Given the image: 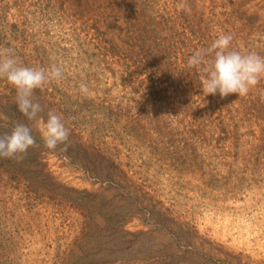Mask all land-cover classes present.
I'll list each match as a JSON object with an SVG mask.
<instances>
[{
    "label": "rangeland",
    "instance_id": "1",
    "mask_svg": "<svg viewBox=\"0 0 264 264\" xmlns=\"http://www.w3.org/2000/svg\"><path fill=\"white\" fill-rule=\"evenodd\" d=\"M222 34L264 56V0H0V50L62 68L34 99L70 133L47 150L0 78V135L37 144L0 158V264H264V79L206 96L187 64Z\"/></svg>",
    "mask_w": 264,
    "mask_h": 264
},
{
    "label": "clouds",
    "instance_id": "2",
    "mask_svg": "<svg viewBox=\"0 0 264 264\" xmlns=\"http://www.w3.org/2000/svg\"><path fill=\"white\" fill-rule=\"evenodd\" d=\"M177 7L185 9L187 5L182 2ZM232 39L230 34H222L210 47L198 50L188 58L190 68L208 64L203 68L207 76L202 78V91L206 96L219 93L222 98L231 94L244 97L264 79V56L232 50ZM12 53L11 48L0 50V78L15 88L18 112L33 123L47 150L54 153L59 145H64L62 150L67 151L70 133L62 117L55 111H48L45 119L42 105L34 99L35 90L62 79V68L57 65L49 69L28 67ZM207 57L212 59L207 60ZM79 91L90 95L87 84L81 83ZM33 127L16 122L10 132L0 135V158L23 160L28 150L37 146Z\"/></svg>",
    "mask_w": 264,
    "mask_h": 264
},
{
    "label": "trees",
    "instance_id": "3",
    "mask_svg": "<svg viewBox=\"0 0 264 264\" xmlns=\"http://www.w3.org/2000/svg\"><path fill=\"white\" fill-rule=\"evenodd\" d=\"M144 44H147V43H144ZM148 44L149 45H144L142 47L143 52H141V54L142 55L147 54L146 56H143V57H145L144 59L145 60H151V62H154V64H155V63L160 61V54L161 53H159V51H157L160 45L157 41L154 42L153 45H151V43H149V42H148Z\"/></svg>",
    "mask_w": 264,
    "mask_h": 264
}]
</instances>
